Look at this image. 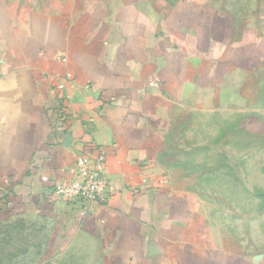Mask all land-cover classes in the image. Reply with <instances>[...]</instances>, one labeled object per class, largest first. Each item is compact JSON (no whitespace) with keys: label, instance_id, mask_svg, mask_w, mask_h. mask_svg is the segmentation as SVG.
<instances>
[{"label":"crops","instance_id":"obj_1","mask_svg":"<svg viewBox=\"0 0 264 264\" xmlns=\"http://www.w3.org/2000/svg\"><path fill=\"white\" fill-rule=\"evenodd\" d=\"M263 61L264 0H0V226L25 228L38 264L223 261L179 180L213 145L202 132L250 112ZM100 150L108 200L54 198Z\"/></svg>","mask_w":264,"mask_h":264},{"label":"rangeland","instance_id":"obj_2","mask_svg":"<svg viewBox=\"0 0 264 264\" xmlns=\"http://www.w3.org/2000/svg\"><path fill=\"white\" fill-rule=\"evenodd\" d=\"M252 79L250 112L231 116L226 129L202 132L206 136L200 142L213 145L200 150L199 166L187 169L190 177L179 180L197 190L201 203L208 205L216 253L227 250L216 264H264V61ZM22 230L27 234L18 222L0 226V264H38ZM43 256L40 253L39 264H47ZM73 256H62L53 264H80L77 253ZM81 263L95 264L89 258Z\"/></svg>","mask_w":264,"mask_h":264},{"label":"built area","instance_id":"obj_3","mask_svg":"<svg viewBox=\"0 0 264 264\" xmlns=\"http://www.w3.org/2000/svg\"><path fill=\"white\" fill-rule=\"evenodd\" d=\"M64 87V82L58 85L60 90ZM60 115L65 120L69 118L67 103L60 107ZM71 172L74 176L70 180L54 184L52 193L57 200L68 204H79L85 212L96 202H106L114 193L107 174L106 155L102 150L95 157L87 153L82 154Z\"/></svg>","mask_w":264,"mask_h":264}]
</instances>
